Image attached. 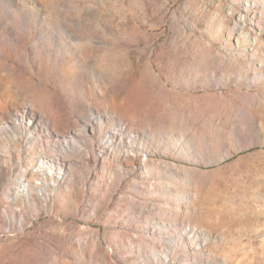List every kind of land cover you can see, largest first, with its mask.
Instances as JSON below:
<instances>
[{
    "label": "rangeland",
    "instance_id": "374dc122",
    "mask_svg": "<svg viewBox=\"0 0 264 264\" xmlns=\"http://www.w3.org/2000/svg\"><path fill=\"white\" fill-rule=\"evenodd\" d=\"M0 264H264V0H0Z\"/></svg>",
    "mask_w": 264,
    "mask_h": 264
},
{
    "label": "bare ground",
    "instance_id": "6f19581e",
    "mask_svg": "<svg viewBox=\"0 0 264 264\" xmlns=\"http://www.w3.org/2000/svg\"><path fill=\"white\" fill-rule=\"evenodd\" d=\"M16 124H18V123H22V120L21 119H17V120H15L14 121ZM110 141V140H109ZM48 166L46 165V163L45 162H41V166H39L38 167V169L39 170H42V168L44 169H46ZM22 189L24 190V191H26V190H28L29 189V185H28V183H25V182H23L22 183ZM39 191L42 193L43 191H44V189L43 188H40L39 189ZM167 258H168V256H166Z\"/></svg>",
    "mask_w": 264,
    "mask_h": 264
}]
</instances>
